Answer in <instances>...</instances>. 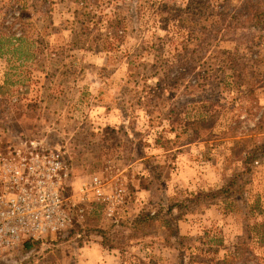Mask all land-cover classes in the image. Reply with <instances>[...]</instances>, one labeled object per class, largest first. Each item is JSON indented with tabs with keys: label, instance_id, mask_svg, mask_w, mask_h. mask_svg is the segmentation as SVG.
Masks as SVG:
<instances>
[{
	"label": "rangeland",
	"instance_id": "rangeland-1",
	"mask_svg": "<svg viewBox=\"0 0 264 264\" xmlns=\"http://www.w3.org/2000/svg\"><path fill=\"white\" fill-rule=\"evenodd\" d=\"M225 1L141 0L138 17L122 0H0V33L17 34L27 21L37 31V58L20 75L27 83L12 97L0 98V146L21 132L49 142L59 137L73 171L67 202L78 201L82 185L95 177L111 198L88 192L81 202L84 225L110 223L125 212L155 213L165 202L223 186L243 167L238 141L247 135L264 142V130L254 131L264 120V21L228 33L218 44L238 46L254 69L255 79L234 90L236 103L244 107L241 125L231 129L234 113L215 99L209 108L199 103L195 109L205 116L220 112L217 121L204 117L190 135L177 137L176 123L185 116L171 113V104L186 88L195 95L233 98L204 64L188 87L187 78L174 76L184 59L183 24L192 26V15L207 18L220 11ZM81 3L87 7L84 15L76 11ZM81 24L90 31L86 38L78 32ZM250 88L256 89L254 96ZM136 97L144 103L132 107ZM120 101L129 104L126 114ZM253 183L264 209V166ZM262 225L264 212L246 219L241 205L229 200L193 209L176 223L160 215L123 233L116 248L101 238L84 244L48 241L30 264H264ZM113 237L117 245V230Z\"/></svg>",
	"mask_w": 264,
	"mask_h": 264
},
{
	"label": "trees",
	"instance_id": "trees-1",
	"mask_svg": "<svg viewBox=\"0 0 264 264\" xmlns=\"http://www.w3.org/2000/svg\"><path fill=\"white\" fill-rule=\"evenodd\" d=\"M38 1L40 0H34V2ZM231 1L226 0L220 11L214 10L210 12L207 18H197L192 15L193 23L190 27L183 24L188 32L182 48L184 59L179 63L178 69H176L177 73L174 76L187 78L186 87H188V84L195 80L194 75L196 74V70H200L198 68L204 64L206 66L205 70H214L216 72L223 90L231 89L233 91L231 95L233 98L227 99L222 93L215 92L195 95L187 92L188 89L186 88V93H181L171 104V113L179 112L185 116L184 119L176 123L178 128L177 137L190 135V131L199 127L204 117L212 119L213 124L217 121L216 118L220 116V112H212L207 116L196 112L197 109L195 108H198L197 104L203 103L209 108L210 100L217 99L215 100L218 101L216 103L221 104L223 109H229L234 113V123L230 125L231 129H236L237 124L241 125L242 123V109L244 107L236 103V97H234L236 92L234 90L245 88L247 86L246 82L248 83L249 81L251 83L255 79L254 69L245 61L244 55L240 52L238 46L230 50L223 49L222 44L220 46L218 44L224 40V36L228 33H233L242 28L245 29L256 20V22L264 21V0H239L238 4H232ZM140 2L141 0H122L123 4L133 8L138 17L140 6H142ZM86 9V5L81 3V6L76 11L78 14L83 12L82 15H84V10ZM35 28L33 22L27 21L17 34L7 35L0 33V75L2 80L0 82V98L2 100L6 97H12V92L19 90V84L25 85L27 83V78H22L20 75L22 69L37 58L35 51L37 47ZM78 32L84 38L90 31L85 28V24H81ZM218 58L220 59L217 60ZM211 59H216L214 61L216 64L211 63L208 65ZM260 79V83H264V76ZM246 90L253 96L255 95V88ZM136 103H144V99L136 97L132 100L131 106L134 107ZM128 105V102L123 101H120L118 104L121 111L125 112V114ZM175 108L179 109L176 111ZM182 108L185 110V113H183ZM126 116L124 115L125 118ZM122 127L126 129L127 123L125 122ZM263 130L264 120L257 123L254 128L255 133H261ZM56 138L57 140L49 142L45 136L23 135V132H21L20 137H14L9 142L27 140L43 151H60L65 164V176L66 179H69L73 175L72 163L70 162V158L61 149L63 141L59 137ZM238 143L240 145L236 146V149L238 150L239 158L242 160L243 167L233 174L223 186L212 190L192 192L183 198L171 200L168 203L165 202L155 213L149 210L140 211L137 214L125 212L116 220H111L110 223L81 225L74 229L47 234L42 239H25L16 250L0 252V264H30L38 254V251L48 241L58 244L59 241L69 240L72 242L70 244L78 242L84 244L96 238H101L111 243V248L120 247V240L124 239L123 233L134 231L142 224L154 222L160 215L162 218L174 220L176 223L183 215L191 212L193 209L209 207L229 200L241 205L243 216L246 219H249L251 214L264 212V209L261 207L262 194L256 190L254 194L253 188V179L257 168L264 166V142H260L255 136L245 135ZM137 179H140L139 175ZM66 192L67 189H65L64 195H66ZM129 213L132 216L128 217ZM262 228H264V225H262ZM114 229L115 231L117 230V245L115 237L111 238L112 232H115L113 231ZM258 232L261 241L263 240L264 242V230L260 232L259 229ZM71 264L73 263L71 262Z\"/></svg>",
	"mask_w": 264,
	"mask_h": 264
},
{
	"label": "built area",
	"instance_id": "built-area-1",
	"mask_svg": "<svg viewBox=\"0 0 264 264\" xmlns=\"http://www.w3.org/2000/svg\"><path fill=\"white\" fill-rule=\"evenodd\" d=\"M65 173L60 151H43L27 140L0 146V252L16 250L25 239L84 225L81 202L90 191L111 201L95 177L82 185L78 201L67 202L71 178Z\"/></svg>",
	"mask_w": 264,
	"mask_h": 264
}]
</instances>
